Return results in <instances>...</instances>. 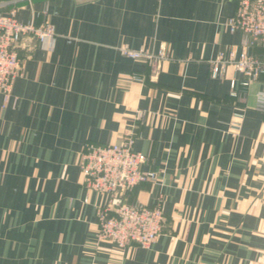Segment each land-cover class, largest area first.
<instances>
[{"label":"crops","instance_id":"crops-1","mask_svg":"<svg viewBox=\"0 0 264 264\" xmlns=\"http://www.w3.org/2000/svg\"><path fill=\"white\" fill-rule=\"evenodd\" d=\"M235 4L0 0L1 13L54 30L49 48L22 40L20 75L0 94V264H264V72L246 86L230 65L210 76L219 54L241 52L243 34L226 26ZM120 45H163L166 57L151 73ZM249 53L263 59L264 42ZM127 133L157 176L126 202H162L148 248L98 238L105 198L82 185V144Z\"/></svg>","mask_w":264,"mask_h":264},{"label":"built area","instance_id":"built-area-1","mask_svg":"<svg viewBox=\"0 0 264 264\" xmlns=\"http://www.w3.org/2000/svg\"><path fill=\"white\" fill-rule=\"evenodd\" d=\"M226 26L230 32L240 31L243 34L241 52L236 57L230 52L226 56L219 54L210 62V76L216 77L224 65H230L243 75L240 84L246 86L264 72V58L257 59L249 53L250 47L257 42H264V0H236L233 14L226 19ZM24 38L34 39L40 46L49 48L54 30L46 21L39 24L30 20L17 21L13 10L0 12V94L4 100L9 97L12 82L21 72L17 49ZM117 49L128 59L143 60L151 73L155 72L157 63L166 57L163 45L155 51L126 45H120ZM229 93L236 95L234 80L230 81ZM263 101L264 96L258 95L256 107L261 108ZM142 115V110L135 111L136 118ZM233 115L236 117L234 126L238 128L242 115L237 112ZM134 138V133H127L116 142H84L79 153L82 185L105 198L95 206L96 235L109 240L118 249L132 243L148 248L163 225L160 199H156L151 206L129 204L125 200L130 188L140 182L154 181L157 176L154 171L140 169L146 156L132 148ZM82 201H86V198Z\"/></svg>","mask_w":264,"mask_h":264}]
</instances>
